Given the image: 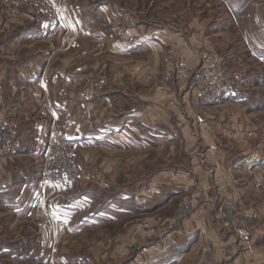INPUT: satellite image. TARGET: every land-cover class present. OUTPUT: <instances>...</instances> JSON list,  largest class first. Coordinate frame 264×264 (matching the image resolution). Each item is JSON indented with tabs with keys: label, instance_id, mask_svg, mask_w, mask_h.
Here are the masks:
<instances>
[{
	"label": "crops",
	"instance_id": "1",
	"mask_svg": "<svg viewBox=\"0 0 264 264\" xmlns=\"http://www.w3.org/2000/svg\"><path fill=\"white\" fill-rule=\"evenodd\" d=\"M36 1L0 15V126L22 144L0 159V264H264V0L171 2L203 15L190 38L142 7ZM253 23L261 52L237 55L226 33ZM221 64L233 86L201 107L194 78ZM51 139L78 177L41 202ZM229 200L248 242L223 226Z\"/></svg>",
	"mask_w": 264,
	"mask_h": 264
},
{
	"label": "built area",
	"instance_id": "2",
	"mask_svg": "<svg viewBox=\"0 0 264 264\" xmlns=\"http://www.w3.org/2000/svg\"><path fill=\"white\" fill-rule=\"evenodd\" d=\"M29 1V0H24ZM40 8L46 12H52V3L50 0L36 1ZM12 12L15 16L21 14L22 4L15 1L12 4ZM179 79L185 78L183 72H179ZM234 74L225 70L221 66L215 68H205L197 72L195 76V85L200 87L199 106L203 107L208 104H220L224 95L230 91L233 86ZM44 108L51 110V104L45 103ZM21 140L17 135L15 127L11 123H4L0 126V159L7 158L14 154L21 147ZM43 179L41 180L37 201H46L50 195L52 184L61 181L69 182L78 177V166L75 162V155L68 151L66 146L61 142L51 139L43 155ZM223 226L225 229L238 234L242 242H248L250 234L247 230L242 229L238 208L236 202L229 200L224 205ZM190 209L188 203L182 205V214L186 215ZM50 215H53L48 208ZM195 264H203L198 258Z\"/></svg>",
	"mask_w": 264,
	"mask_h": 264
},
{
	"label": "rangeland",
	"instance_id": "3",
	"mask_svg": "<svg viewBox=\"0 0 264 264\" xmlns=\"http://www.w3.org/2000/svg\"><path fill=\"white\" fill-rule=\"evenodd\" d=\"M12 2L18 1V2H22L24 0H11ZM10 0L6 1V0H0V15L4 14V9H6V11H8L11 15L12 18H16V16L13 14L12 12V6H10L11 3ZM113 2H117L119 4H122L124 7L127 8H132V7H142V12L140 15L135 16L137 18H141L145 21H149L152 22L154 24L157 25V27L159 28H164L165 25H171L173 26L174 30H182L183 34L186 35L190 38L192 35V32L190 31H186V33H184V28H187V20L189 19V21L193 18H203V15H189V16H181L180 14H177L176 12L179 10V8H175L173 7V11L174 13L171 15L169 13H167L166 11L170 10V4L171 2L174 4V2H178L180 3V0H111ZM5 4V5H4ZM10 15H8V19H10ZM207 17V16H205ZM223 18V16H222ZM223 21V20H222ZM63 23H65V21L62 20ZM1 23V22H0ZM237 26V25H236ZM234 26V31L233 32H227L226 34L228 35V40H226L225 42H236L237 46H236V50L234 53H236L237 55L240 54H259L260 48L257 47L254 43L252 45L251 42H257V35L260 33L258 31H256L255 29V24L253 23V26L250 28L248 26H239L240 29H238L239 27ZM4 27V26H3ZM169 28V27H168ZM184 30H183V29ZM190 32V33H189ZM189 33V34H188ZM8 38V35L5 34L4 29L0 30V42H4V39ZM184 41L188 42V39L185 38L184 36ZM244 42H249V46L246 45L244 46ZM252 45V46H251ZM220 50H224V48L222 47V49ZM254 52H252V51ZM213 54L212 53V49L211 48H205V50H203L202 54ZM221 67H223L225 70L227 71H231L230 69L225 68L222 64ZM76 162V159H75ZM77 164V162H76Z\"/></svg>",
	"mask_w": 264,
	"mask_h": 264
}]
</instances>
